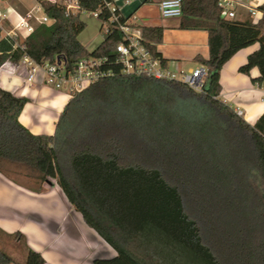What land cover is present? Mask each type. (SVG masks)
I'll return each instance as SVG.
<instances>
[{
    "label": "trees",
    "instance_id": "obj_1",
    "mask_svg": "<svg viewBox=\"0 0 264 264\" xmlns=\"http://www.w3.org/2000/svg\"><path fill=\"white\" fill-rule=\"evenodd\" d=\"M65 1L37 0L52 22L35 24L21 41L7 37L14 45L10 59L23 53L38 63L61 58L68 69L86 56L114 59L122 32L110 20L112 0H76L74 10ZM181 2V27L208 34L209 55L197 57L206 68L201 91L117 72L69 96L53 134H34L18 120L27 98L0 87V173L34 192L55 181L116 252L94 264H151L140 250L154 240L171 249L170 261L264 264V112L249 124L219 98L222 65L254 43L239 71L256 67L252 81L264 83V2L257 21L222 15L218 0ZM82 12H97L108 29L92 50L78 39ZM114 13L126 23L117 8ZM140 31L166 64L156 51L162 27ZM7 236L17 248L24 244L19 232ZM11 262L45 263L26 245L22 261L0 245V264Z\"/></svg>",
    "mask_w": 264,
    "mask_h": 264
},
{
    "label": "crops",
    "instance_id": "obj_2",
    "mask_svg": "<svg viewBox=\"0 0 264 264\" xmlns=\"http://www.w3.org/2000/svg\"><path fill=\"white\" fill-rule=\"evenodd\" d=\"M159 1L112 0L111 6L116 7L120 15L126 18V23L136 29L141 30L143 25L162 27V40L156 44V51L167 61L168 66L183 71L202 66L197 57L206 59L209 55L207 31L181 27V16L161 17ZM263 2L231 0L229 8L234 13L232 18L244 20L251 16L253 21H257L262 16L258 6ZM17 7L24 8L26 12L20 13ZM34 8L25 6L20 0H0V87L27 98L18 116L22 125L34 134H53L55 122L69 96L44 84L40 75L35 82L27 83L24 72L17 65L18 61L10 59L14 45L10 46L7 39L10 36L6 34L14 30L17 22L15 12L25 15L30 10L34 11ZM251 9L256 11L254 17ZM17 31L20 35L13 38L16 42L28 35L24 27ZM81 34L78 39L88 50L103 40L96 36L91 41H83ZM257 47L258 43H254L238 50L222 65L219 73V98L234 110H241L242 117L249 124H254L264 112V83L259 86L252 81L259 75L256 67L249 74L240 72L239 67ZM15 232L22 234L28 248L43 257L44 264H94L95 258H110L116 254L85 223L80 212L75 210L55 181L45 183L43 191L34 192L0 173V245L10 253L17 250L24 255L25 245L18 249L16 243L7 236Z\"/></svg>",
    "mask_w": 264,
    "mask_h": 264
},
{
    "label": "built area",
    "instance_id": "obj_3",
    "mask_svg": "<svg viewBox=\"0 0 264 264\" xmlns=\"http://www.w3.org/2000/svg\"><path fill=\"white\" fill-rule=\"evenodd\" d=\"M46 1L58 3L61 0ZM75 1H65L66 8L74 10L76 8ZM125 1L129 2L131 0ZM181 4V0H160L158 2L160 16L163 18L181 16ZM218 5L222 9V15L228 18L234 16L233 10L229 8L231 0H218ZM108 6L111 10L110 20L115 21L117 28L122 32V39L115 45L116 56L112 61H108L105 57L86 56L78 59L74 66L68 69L65 66V61L61 58H56L53 62L38 63L26 53H23L17 65L24 72L25 81L27 83L35 82L37 76L40 75L44 84L71 96L90 83L118 72L126 75H144L157 79L178 80L196 91L202 90L206 76V68L204 66L183 71L163 64L160 58L144 45L141 31L132 25L119 22L118 15L114 13L116 7L111 6V4ZM90 13L97 16V12ZM255 13L256 11L251 9L253 17ZM15 15L17 22L14 25V30L6 33L11 38L20 35L17 31L20 27H24L28 34L32 32L34 27L32 22L36 24L52 22L43 13L40 5H37L34 11H28L25 15L16 12ZM107 30V27H105V32ZM111 65H115L117 71L110 67ZM235 112L237 115L242 116L241 110L237 109Z\"/></svg>",
    "mask_w": 264,
    "mask_h": 264
},
{
    "label": "rangeland",
    "instance_id": "obj_4",
    "mask_svg": "<svg viewBox=\"0 0 264 264\" xmlns=\"http://www.w3.org/2000/svg\"><path fill=\"white\" fill-rule=\"evenodd\" d=\"M20 1L27 7H32V6L37 7L36 0H20ZM17 10L22 14L26 12L24 8L17 7ZM81 17L82 20L85 22V28L81 31L82 32L81 39L83 41H91L94 37L97 36L102 40L105 36V32L103 29L105 25L97 17L91 15L89 12H82ZM32 24L35 25L36 23L32 22ZM170 251L171 249L168 248V246L166 245L163 246V244L154 240L153 246L150 245L148 249L140 250V255L141 256L143 255L147 259V261L151 264H190V261H188L186 257L180 258L179 260L178 258H176L175 260L170 261L172 258L174 259V257L172 258L170 257L171 259H168L169 256H172ZM177 251L178 250H175L174 254L175 253L179 254V251L178 252ZM11 254L15 259L21 261L24 259V255L20 251L17 252L16 250L15 253H11Z\"/></svg>",
    "mask_w": 264,
    "mask_h": 264
}]
</instances>
